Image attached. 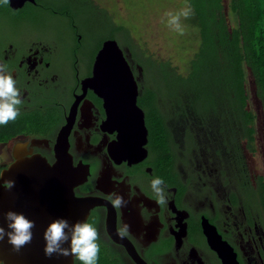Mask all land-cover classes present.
<instances>
[{"label":"flooded vegetation","instance_id":"obj_1","mask_svg":"<svg viewBox=\"0 0 264 264\" xmlns=\"http://www.w3.org/2000/svg\"><path fill=\"white\" fill-rule=\"evenodd\" d=\"M118 26L94 0L26 1L16 9L0 0V63L23 93L20 116L4 125L13 134L0 141V170L16 157L59 162L74 196L91 205L83 222L99 231L97 264H223L220 249L237 264H264V176L250 174L243 149L255 152V128L240 157L226 151L197 106L186 99L182 110L174 105L149 59L121 43ZM107 39L122 49L137 84L142 146L135 139L125 146L123 115L89 82ZM155 177L165 182L166 205L150 187ZM113 193L127 206L113 208ZM124 223L130 234L121 239ZM71 264L82 262L73 257Z\"/></svg>","mask_w":264,"mask_h":264},{"label":"trees","instance_id":"obj_2","mask_svg":"<svg viewBox=\"0 0 264 264\" xmlns=\"http://www.w3.org/2000/svg\"><path fill=\"white\" fill-rule=\"evenodd\" d=\"M186 2L191 5L192 15L183 19L187 27L194 29L198 43L186 72H179L168 60H145L149 59L152 73L169 87L176 99L174 105L182 110L186 99L189 105L197 106L202 121L213 133L218 132L217 144L240 157L241 141L246 139L251 146L254 133L255 115L246 108L248 75L254 95L264 108V0ZM117 29L122 32L121 43L137 57L129 29L124 25ZM114 30L109 36L114 35ZM12 134L4 125L0 127V141Z\"/></svg>","mask_w":264,"mask_h":264},{"label":"water","instance_id":"obj_3","mask_svg":"<svg viewBox=\"0 0 264 264\" xmlns=\"http://www.w3.org/2000/svg\"><path fill=\"white\" fill-rule=\"evenodd\" d=\"M26 1L35 2L9 0V5L16 9ZM89 82L95 92L108 101L109 110L123 115L125 146H133L135 140H139L142 146L146 142V128L143 112L136 104L137 84L122 49L114 39L102 43L95 56ZM28 159L16 157L7 168L0 170V224L7 227L3 214L10 210L23 213L36 223L33 239L19 252L13 250L7 239L0 241V264H71L72 256H45L44 231L57 218H65L70 224L83 222L91 205L74 196L73 179L64 175L59 162L49 165L40 157ZM8 180L15 181L11 190L4 187ZM219 255L223 264H237L234 255L228 251L220 249Z\"/></svg>","mask_w":264,"mask_h":264},{"label":"clouds","instance_id":"obj_4","mask_svg":"<svg viewBox=\"0 0 264 264\" xmlns=\"http://www.w3.org/2000/svg\"><path fill=\"white\" fill-rule=\"evenodd\" d=\"M7 4L9 0H2ZM168 24L179 34H184L181 18L187 19L192 15L191 5H186L184 9L176 14L167 13ZM23 93L17 86V80L8 71L7 65L0 63V125H7L10 121H15L20 116V106L23 103ZM15 186L14 180L5 181L4 187L11 190ZM150 187L156 195V202L159 205L167 204V192L165 182L160 177H155L150 182ZM113 208L121 209L127 206L122 195L118 193L110 194L108 197ZM7 222L5 228L0 224V241L7 239L13 250L19 252L23 247L30 244L33 239V229L36 223L27 218L23 213L8 211L3 214ZM131 226L122 224L117 229V236L121 239L130 234ZM45 241L44 254L52 257L72 256L82 262V264H97L100 253V234L98 229L91 223L76 222L69 223L65 218L53 220L45 229L43 234ZM68 244V247H64Z\"/></svg>","mask_w":264,"mask_h":264},{"label":"rangeland","instance_id":"obj_5","mask_svg":"<svg viewBox=\"0 0 264 264\" xmlns=\"http://www.w3.org/2000/svg\"><path fill=\"white\" fill-rule=\"evenodd\" d=\"M104 7L116 23L126 26L132 38L138 58L151 57L168 60L171 66L185 73L188 60L197 47V36L194 29L185 25L181 18L184 34L181 35L168 24L167 13L176 14L186 7V0H94ZM52 26L66 31L62 22L50 19ZM248 94L247 108L253 111L255 119V140L252 143L254 153L243 146L248 160L250 174L264 176V108L254 95V87L250 75L247 76ZM243 141V140H242ZM242 144H245L242 143ZM244 153V151H243Z\"/></svg>","mask_w":264,"mask_h":264}]
</instances>
